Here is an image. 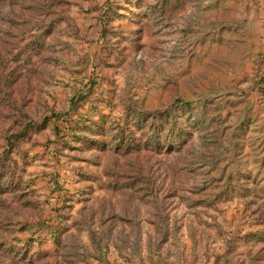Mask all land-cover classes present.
Instances as JSON below:
<instances>
[{
  "label": "rangeland",
  "instance_id": "rangeland-1",
  "mask_svg": "<svg viewBox=\"0 0 264 264\" xmlns=\"http://www.w3.org/2000/svg\"><path fill=\"white\" fill-rule=\"evenodd\" d=\"M0 264H264V0H0Z\"/></svg>",
  "mask_w": 264,
  "mask_h": 264
}]
</instances>
